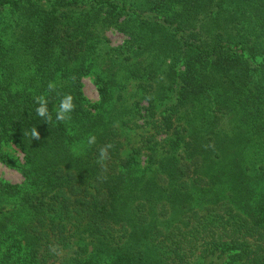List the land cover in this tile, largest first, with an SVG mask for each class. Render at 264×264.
Here are the masks:
<instances>
[{
    "label": "trees",
    "instance_id": "trees-1",
    "mask_svg": "<svg viewBox=\"0 0 264 264\" xmlns=\"http://www.w3.org/2000/svg\"><path fill=\"white\" fill-rule=\"evenodd\" d=\"M0 161V264H264V0H0Z\"/></svg>",
    "mask_w": 264,
    "mask_h": 264
},
{
    "label": "clouds",
    "instance_id": "clouds-1",
    "mask_svg": "<svg viewBox=\"0 0 264 264\" xmlns=\"http://www.w3.org/2000/svg\"><path fill=\"white\" fill-rule=\"evenodd\" d=\"M55 81H49L47 85V92L51 93L56 90ZM34 102L37 105L35 111L36 115L42 120L52 123L53 117L49 111V99L46 95L41 94L34 97ZM75 109V103L73 96L69 94H64L60 100L58 107H56L55 120L57 122H64L71 119V113ZM24 135H30L32 139H40V132L36 126H33L29 132H25ZM96 143L95 135H90L88 138V144L94 145ZM113 147L112 144L104 145L99 149V162H103L108 159V150Z\"/></svg>",
    "mask_w": 264,
    "mask_h": 264
},
{
    "label": "rangeland",
    "instance_id": "rangeland-1",
    "mask_svg": "<svg viewBox=\"0 0 264 264\" xmlns=\"http://www.w3.org/2000/svg\"><path fill=\"white\" fill-rule=\"evenodd\" d=\"M108 37L111 40L113 45H119L124 41V36L115 31V30H110L108 32ZM84 82V93L85 96L87 97V99L91 102V103H95L97 102L100 97H99V93L97 90V87L94 83V77L93 75L90 76H86L83 80ZM129 131V129H128ZM16 155L19 156H23L20 152H17L15 150L14 152ZM142 159H146V156L144 155L142 157ZM0 177L13 182V183H20L24 180L21 172L12 166H8L7 164L3 163L2 161H0Z\"/></svg>",
    "mask_w": 264,
    "mask_h": 264
}]
</instances>
